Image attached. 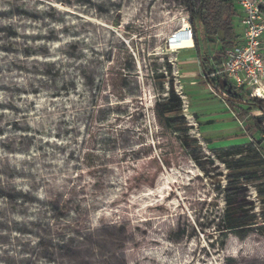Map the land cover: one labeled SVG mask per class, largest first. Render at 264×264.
I'll return each mask as SVG.
<instances>
[{
	"label": "rangeland",
	"instance_id": "obj_1",
	"mask_svg": "<svg viewBox=\"0 0 264 264\" xmlns=\"http://www.w3.org/2000/svg\"><path fill=\"white\" fill-rule=\"evenodd\" d=\"M198 3L0 0V264H264L260 229L218 243L213 149L250 142L264 117L234 118L195 37L172 47ZM171 79L198 163L157 117ZM262 186L260 171L242 200L257 226Z\"/></svg>",
	"mask_w": 264,
	"mask_h": 264
},
{
	"label": "trees",
	"instance_id": "obj_2",
	"mask_svg": "<svg viewBox=\"0 0 264 264\" xmlns=\"http://www.w3.org/2000/svg\"><path fill=\"white\" fill-rule=\"evenodd\" d=\"M186 1L190 8L194 7V0ZM193 15L198 21V27L195 28L194 48L205 80L236 119L238 117L244 119V123H247V120L252 121L248 112L252 108L259 110L264 117V101L251 98L247 90L237 91L224 77L217 74L225 51L241 43V34L237 29L240 12L235 5V0H199ZM212 45L217 46L214 55L209 49ZM165 72L167 75H172V66H167ZM168 83L169 90L166 97L157 104V117L163 129L182 137L184 147L198 163L192 146L193 140L189 136L191 128L182 115V99L175 91L173 79ZM245 135L250 140L246 144L213 149L216 158L227 169L226 185L223 188L226 208L217 226L220 234L218 243L221 248L224 247L230 232L260 229L264 234V213L261 215L262 225L257 226L258 216L253 209L242 208L244 204L242 200L248 193V185L258 179L260 171L264 172L262 122L259 120L246 124ZM258 135L263 136L259 139ZM262 187L257 188L261 198L264 196V186Z\"/></svg>",
	"mask_w": 264,
	"mask_h": 264
},
{
	"label": "built area",
	"instance_id": "obj_3",
	"mask_svg": "<svg viewBox=\"0 0 264 264\" xmlns=\"http://www.w3.org/2000/svg\"><path fill=\"white\" fill-rule=\"evenodd\" d=\"M235 5L240 12L241 43L225 51L217 74L237 91L247 90L251 98L264 101V0H235ZM183 29V37L173 43L194 42L191 22Z\"/></svg>",
	"mask_w": 264,
	"mask_h": 264
},
{
	"label": "bare ground",
	"instance_id": "obj_4",
	"mask_svg": "<svg viewBox=\"0 0 264 264\" xmlns=\"http://www.w3.org/2000/svg\"><path fill=\"white\" fill-rule=\"evenodd\" d=\"M183 34H185V32H184V29H183V26H182L181 29L177 33L172 35L171 37L174 40H178V39L183 37ZM183 46H192V43L188 42V41L187 42H182V43H177V44L174 43V45L172 47L174 49H181V48H183Z\"/></svg>",
	"mask_w": 264,
	"mask_h": 264
},
{
	"label": "crops",
	"instance_id": "obj_5",
	"mask_svg": "<svg viewBox=\"0 0 264 264\" xmlns=\"http://www.w3.org/2000/svg\"><path fill=\"white\" fill-rule=\"evenodd\" d=\"M237 29H238V32L241 34L242 33V29L240 27H238V23H237Z\"/></svg>",
	"mask_w": 264,
	"mask_h": 264
}]
</instances>
